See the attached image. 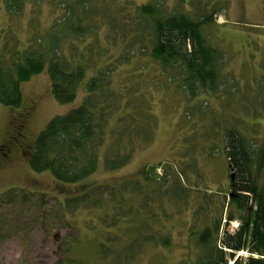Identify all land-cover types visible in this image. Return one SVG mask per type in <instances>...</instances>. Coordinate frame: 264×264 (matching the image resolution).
Wrapping results in <instances>:
<instances>
[{"label": "trees", "instance_id": "1", "mask_svg": "<svg viewBox=\"0 0 264 264\" xmlns=\"http://www.w3.org/2000/svg\"><path fill=\"white\" fill-rule=\"evenodd\" d=\"M29 1L2 0L0 8L18 17ZM32 1L33 20L38 19L42 1L55 16L43 32L34 20L26 44L12 29L13 34L3 31L0 104L20 107L23 83L46 68L59 103L73 102L82 87L85 93L78 107L52 118L37 136L28 158L35 172L48 171L62 184H76L97 172L101 160L107 171L126 166L138 148L152 141L156 117L150 101L138 92V71L121 77V69L139 57L154 62L167 81H181L191 96L220 88L225 54L204 32L222 11L209 10L212 0H179L172 10L159 1L139 5L131 0ZM189 1L197 8L194 13L186 10ZM150 63L145 61L140 70ZM224 143L231 180L226 217L223 210L192 232L199 253L191 264H264V135L247 136L229 127ZM164 171L159 175L157 167L145 168L116 182L88 186L68 196L65 206L60 202L74 211L103 210L100 223L109 231L93 258H79L75 250L57 264H130L145 244L170 246L172 237L161 229L154 231V225L162 227L168 216L165 197L170 195L180 209L188 204L192 187L182 180L186 171L171 165ZM48 195L13 187L0 195V206H17L34 196L46 204ZM235 220L239 225L232 230L229 224ZM5 223L0 218V230ZM241 252L249 254L246 259Z\"/></svg>", "mask_w": 264, "mask_h": 264}, {"label": "rangeland", "instance_id": "2", "mask_svg": "<svg viewBox=\"0 0 264 264\" xmlns=\"http://www.w3.org/2000/svg\"><path fill=\"white\" fill-rule=\"evenodd\" d=\"M131 1L135 5L159 1L169 10L181 4L179 0ZM187 3L186 10L194 13L197 8ZM210 5L209 10L222 7L214 22L204 27L210 43L225 54L220 88L214 93L199 90L191 96L181 81H167L168 76L148 57H139L122 68V78L129 71H138L135 83L142 98L150 101L156 129L152 141L138 148L131 162L120 169L107 171L101 160L93 175L76 184H62L50 172H35L29 164L28 145L31 150L52 118L81 104L83 87L73 102L59 103L51 92L46 68L23 83L20 107L0 104V195L13 187L49 193L46 204L34 196L17 206H0V218L6 221L0 230V264H57L75 250L79 258H93L98 243L109 231L100 223L103 210L81 207L74 211L62 208L60 202L65 206L68 196L88 186L116 182L145 168L157 167V173L164 175L168 165L186 171L182 180L192 187L189 202L177 209L176 200L170 195L165 197L168 216L162 227L155 224L153 230L169 234L172 244H145L130 264H191L197 259L199 249L192 232L203 229L223 210L225 217L227 213L231 180L224 148L226 129L237 128L247 136L264 135V0H212ZM34 6L29 1L18 17H11L1 7L0 37L4 30L12 29L26 44L34 20L42 32L47 30L55 16L51 7L42 1L38 19L33 20ZM145 61L151 63L142 71ZM28 111L26 126L20 132V114ZM202 205L207 208L199 210ZM238 225L235 220L229 227L235 230ZM239 255L246 259L249 254Z\"/></svg>", "mask_w": 264, "mask_h": 264}, {"label": "flooded vegetation", "instance_id": "3", "mask_svg": "<svg viewBox=\"0 0 264 264\" xmlns=\"http://www.w3.org/2000/svg\"><path fill=\"white\" fill-rule=\"evenodd\" d=\"M21 115V121H20V127L19 128H21V131L20 132H22V131H24V129H23V126L25 127L26 125H24V124H26V122H27V119H28V117H29V115H30V112L28 111V112H26V113H21L20 114ZM18 125V126H19ZM23 129V130H22ZM17 133H18V131H17ZM20 135L22 136V133H20ZM34 144V143H33ZM31 146L30 145H28V149L26 150V152H28V153H30L31 152V150L29 149ZM33 147V146H32ZM29 150V151H28ZM8 152H9V149H8Z\"/></svg>", "mask_w": 264, "mask_h": 264}, {"label": "bare ground", "instance_id": "4", "mask_svg": "<svg viewBox=\"0 0 264 264\" xmlns=\"http://www.w3.org/2000/svg\"><path fill=\"white\" fill-rule=\"evenodd\" d=\"M241 253H243V252H241Z\"/></svg>", "mask_w": 264, "mask_h": 264}]
</instances>
